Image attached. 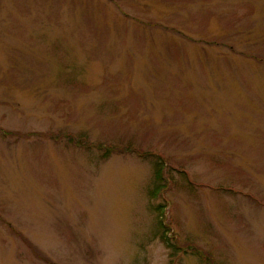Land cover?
Listing matches in <instances>:
<instances>
[{"label":"rangeland","instance_id":"obj_1","mask_svg":"<svg viewBox=\"0 0 264 264\" xmlns=\"http://www.w3.org/2000/svg\"><path fill=\"white\" fill-rule=\"evenodd\" d=\"M160 218L264 264V0H0V264H210Z\"/></svg>","mask_w":264,"mask_h":264},{"label":"trees","instance_id":"obj_2","mask_svg":"<svg viewBox=\"0 0 264 264\" xmlns=\"http://www.w3.org/2000/svg\"><path fill=\"white\" fill-rule=\"evenodd\" d=\"M117 148L114 145H111L109 147H107L105 149V152L103 153L102 157L103 158H107L113 151H115ZM124 149H122L123 151ZM125 151V150H124ZM163 161L157 157L154 164V176L152 179V182L150 184L149 190H148V194L151 199H156L157 197L160 196V194H162L163 191H165V189L168 187V181L169 178H167L164 175V165H163ZM185 172V171H184ZM185 174V179L188 180L189 176L188 174ZM153 205V204H152ZM166 206H164V204H159L154 206L156 211H159V215L162 217L163 213H164V209ZM159 225H160V238L162 240V242L165 244V246H167V248L170 251V256H176L178 253L180 252H185V253H192L194 255L199 256L202 260L207 261L210 264H217L216 261L214 260V257L210 254V255H206L205 252L202 250H198L196 248H194L193 245L187 243L184 244L183 243H177L178 241L169 237L168 236V232L170 230V228H168L164 221L160 218L159 221ZM212 256V257H211Z\"/></svg>","mask_w":264,"mask_h":264}]
</instances>
